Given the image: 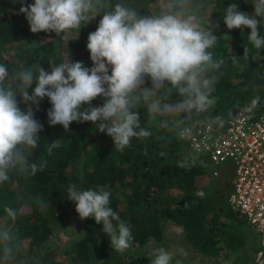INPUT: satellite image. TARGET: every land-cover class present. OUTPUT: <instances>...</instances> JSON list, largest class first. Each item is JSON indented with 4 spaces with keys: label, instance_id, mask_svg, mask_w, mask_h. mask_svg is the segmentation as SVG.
Segmentation results:
<instances>
[{
    "label": "clouds",
    "instance_id": "9594fccd",
    "mask_svg": "<svg viewBox=\"0 0 264 264\" xmlns=\"http://www.w3.org/2000/svg\"><path fill=\"white\" fill-rule=\"evenodd\" d=\"M20 2L23 4V0ZM105 2L34 0L33 4L20 8L33 34L55 32L58 35L80 28L82 22L96 16L102 18L96 31L88 36L87 49L93 64L90 69L81 61L72 62L68 54L58 64L50 60V72L41 64H33L10 73L0 64V184L11 182L13 173L31 177L46 167V161L38 165L31 159L39 146L38 134L43 130V125L35 119V111L45 97L52 106L47 112L50 126L61 125L68 131L73 122H91L98 132L112 138L118 151L130 146L133 138L151 135L140 124L137 105L141 102L152 119L176 118L181 138L190 135V127L183 125L194 114L214 107L216 98L212 93L219 79L216 73L225 61L214 59L209 51L218 39L209 21L206 27L202 26L192 0H167L159 14L150 15L138 14L120 3L101 15ZM252 5L254 13L249 15L240 11L236 3H230L225 8L223 22L229 30L249 29V42L261 49L264 35L258 26L264 19V0H254ZM247 53L248 49L244 48L243 58ZM146 78L151 79L150 88L144 87ZM34 82L35 88L30 94ZM173 91L181 98L179 101L170 102ZM97 97H103L104 103L92 107L91 102ZM259 101V96L251 99L244 111L251 113ZM83 105L89 107L82 108ZM168 123L167 119L161 122L163 127H168ZM213 123L222 127L224 120L217 116ZM57 146V141H51L48 154ZM178 166L186 167L187 161L178 162ZM109 189V185L82 189L71 184L67 199L75 203L81 220L93 218L96 224L102 225L111 247L123 253L131 247L132 231L109 206ZM196 194L204 195L202 191ZM36 204L41 210L47 207L40 194ZM4 213L6 219L13 221L18 215L8 205ZM19 247L18 233L0 228L2 258L14 261ZM153 257L151 264H172L173 261V254L164 247L155 249ZM176 264L181 261L177 260Z\"/></svg>",
    "mask_w": 264,
    "mask_h": 264
},
{
    "label": "trees",
    "instance_id": "16d2710c",
    "mask_svg": "<svg viewBox=\"0 0 264 264\" xmlns=\"http://www.w3.org/2000/svg\"><path fill=\"white\" fill-rule=\"evenodd\" d=\"M152 1L106 0L100 14L111 10L117 3L135 9L141 15L159 14L153 11L150 5ZM253 1L192 0V4L201 18L208 6L213 4L211 22L226 26L223 17L230 3H236L239 10L247 14ZM33 3L34 0H23V4L20 0H0V64L5 65L10 73L33 64H41L50 72L48 62L56 60L57 64L60 63L63 52L69 51L85 67L92 68L87 49L88 36L96 31L102 17L84 21L85 26L81 28L78 38L66 39L65 32H62L41 44L32 45L38 33L33 34L29 30L20 8ZM258 27L264 35V19H261ZM212 31L218 40L209 51L214 59L225 61L216 73L219 79L212 93L216 103L207 112L194 114L192 119L198 115L209 116L212 120L220 116L225 124L232 110L246 107L256 96L260 97V101L251 113L260 114L264 109V64L256 63L255 56L264 57V47L254 48L248 40L249 29H232L227 37L218 35L213 28ZM17 45L19 49L15 52ZM244 48L248 49L246 58H243ZM11 49L13 51L8 54ZM144 87H151L150 78L145 79ZM34 88L35 82L29 89L30 94ZM180 99L175 91L171 93L170 102ZM103 103L104 98L97 97L91 106L97 107ZM20 107L22 110L25 108L23 103ZM51 107L47 97L40 102L38 111L33 106L35 119L43 125V130L38 134L39 146L33 151L31 159L38 165L46 161V167L31 177L13 173L11 182L0 184V219H6L5 205L18 211L14 221L7 219V228L18 233L20 241L14 261L3 259L0 250V264H28L38 249L52 238L60 215L72 205V201L67 199V188L71 184L82 189L110 186L109 206L130 225L133 237L131 245L143 246L150 239L162 240L167 224H173L183 228L187 239L203 253L216 255L219 252L217 245L225 239L223 228L226 224L212 211L207 195L201 197L196 194L199 192L197 178L205 173V160L191 156V152L175 135V128L172 130L170 125L163 127L156 121L146 123L147 107L141 102L137 105V113L141 126L151 132L149 137L133 138L130 146L123 151L116 150L114 146L94 147L91 136L98 129L91 122H73L68 131L61 125L50 126L47 112ZM87 107L89 105L82 106ZM162 118L156 119L160 121ZM51 141H57L58 146L49 155L47 146ZM75 159L82 162V169L77 173L69 171ZM180 161H187V166L179 167ZM175 189L180 190L182 195L172 194ZM38 194L47 202L45 210L36 204ZM226 216L240 223L234 211L228 210ZM84 228L89 236L73 243L71 264H151L153 257L145 252L130 249L123 253L115 251L105 241L102 225L96 224L93 218L84 220ZM23 242H27V245ZM51 264L66 263L53 261Z\"/></svg>",
    "mask_w": 264,
    "mask_h": 264
},
{
    "label": "rangeland",
    "instance_id": "374dc122",
    "mask_svg": "<svg viewBox=\"0 0 264 264\" xmlns=\"http://www.w3.org/2000/svg\"><path fill=\"white\" fill-rule=\"evenodd\" d=\"M166 3L167 0H153L150 5L154 12L160 13ZM252 4L247 10V14L249 15L254 13V7ZM212 6L213 4L208 6L204 17L201 18L202 26L206 27L207 22L209 21L210 25L218 35L229 36L231 30L226 26H222L221 23L211 22ZM217 24L218 27H216ZM83 26H85L84 22L81 23L80 28L65 31L64 37L66 39L80 37L81 28ZM55 35V32H52L51 34L49 32H39L32 45L41 44L53 38L52 36ZM14 48L15 52H17L19 45ZM13 49L9 50L8 54H10ZM67 54L72 62L78 61L69 51L63 52V59L67 57ZM255 62L264 64V57L261 55L255 56ZM110 74L111 69L109 68V75ZM164 119L168 120V125H170L172 130L176 127V118L171 116L167 118L163 117L160 121L158 119H152L149 114L145 117V121L148 124L155 121L161 123ZM111 139L112 138L106 133H100L98 130H95L91 136L93 142L92 146L113 147L114 144ZM192 154L196 153L193 152ZM197 155L195 156L202 159L201 155ZM212 167L213 166L207 169L208 173L211 172ZM81 169L82 162L80 159H75L69 167V171L73 173L80 172ZM217 169L220 171L223 178L220 181H217L207 173L201 174L197 178V184L199 185L198 191H202L207 195L212 211L217 213L220 216L221 221L226 224L223 228L225 239L217 245V247H219V252L216 255L212 253H203L198 247L193 246L187 239L186 231L173 224H167L165 235L162 240L150 239L143 246L131 245L129 249L139 250L141 253L145 252L147 255H152L153 257L155 249L164 247L173 254L172 264H176L177 260L181 261V264H250L253 255L252 253L254 251V243L256 242V233L248 226L244 215L236 213L240 223L231 220L226 216V212L231 210L228 199L230 192L232 191L231 181L232 178H234V165L232 162L227 161L226 163L218 165ZM171 193L176 196L182 195V192L178 189L172 190ZM117 194L121 193L117 192ZM75 207V203L72 202L70 208L60 215L58 227L52 238L38 249L37 254L28 264H51L53 261H63L66 264L73 263V243L79 238L89 236L84 228V220L80 219L78 213L75 211ZM211 215L212 213L210 216ZM8 225L9 222L7 219H0V228H7ZM232 237L237 239L234 240ZM104 239L107 244L111 245L110 239L107 235L104 236ZM23 244L27 245V242H23ZM125 260H128V258H125Z\"/></svg>",
    "mask_w": 264,
    "mask_h": 264
},
{
    "label": "built area",
    "instance_id": "2783aa9c",
    "mask_svg": "<svg viewBox=\"0 0 264 264\" xmlns=\"http://www.w3.org/2000/svg\"><path fill=\"white\" fill-rule=\"evenodd\" d=\"M244 109L232 110L222 127L209 116L198 115L183 125L190 127V135L181 138L177 125L174 132L193 157L202 156L209 176L221 178L217 166L233 163L229 205L232 211L245 216L256 233L250 264H264V109L257 115Z\"/></svg>",
    "mask_w": 264,
    "mask_h": 264
},
{
    "label": "crops",
    "instance_id": "0c3cea01",
    "mask_svg": "<svg viewBox=\"0 0 264 264\" xmlns=\"http://www.w3.org/2000/svg\"><path fill=\"white\" fill-rule=\"evenodd\" d=\"M197 186L199 187V185L197 184Z\"/></svg>",
    "mask_w": 264,
    "mask_h": 264
}]
</instances>
